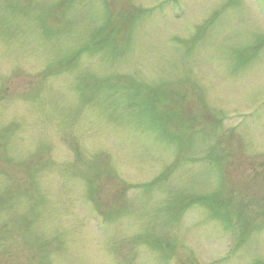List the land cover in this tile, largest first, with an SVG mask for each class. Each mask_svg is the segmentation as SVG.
Listing matches in <instances>:
<instances>
[{
	"label": "rangeland",
	"instance_id": "obj_1",
	"mask_svg": "<svg viewBox=\"0 0 264 264\" xmlns=\"http://www.w3.org/2000/svg\"><path fill=\"white\" fill-rule=\"evenodd\" d=\"M0 264H264V0H0Z\"/></svg>",
	"mask_w": 264,
	"mask_h": 264
}]
</instances>
